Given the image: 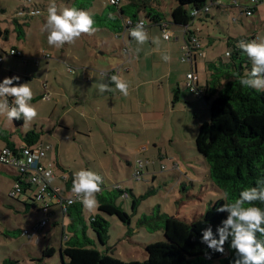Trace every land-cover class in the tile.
I'll use <instances>...</instances> for the list:
<instances>
[{"label": "rangeland", "instance_id": "rangeland-1", "mask_svg": "<svg viewBox=\"0 0 264 264\" xmlns=\"http://www.w3.org/2000/svg\"><path fill=\"white\" fill-rule=\"evenodd\" d=\"M237 1L238 5L249 3V0ZM50 2L51 0H0L1 23L6 26L7 21L17 18L23 24L24 35L19 39L27 43L26 46L32 53H23V57L29 58V70L36 73L34 77L16 82L30 84L34 93L31 103L38 111L33 121H23L19 133L32 128L41 130L42 127L41 143H51L54 148L58 146L60 161L72 175L82 168L92 169L104 177L105 187L102 189H112L114 184H119L121 191L128 189L126 196L118 194L114 200L130 214V230L118 217L109 215L106 218L107 252L122 261H142L146 258L147 244L165 241L160 220L155 218L157 214L166 213L192 220L205 211L209 201L223 196L210 180L208 165L195 147L199 126L209 119V102L187 89L185 76L189 64L177 60L180 52L174 38L164 40L159 27L150 24L147 19L144 20L148 41L140 45L135 39L128 42L125 38L128 52L125 51L122 40L104 27H96L98 30L93 35H82L74 44L55 47L48 44L47 32L43 30ZM55 2L60 9L70 6L68 0ZM147 2L161 11L166 19H170V10L176 4L175 0ZM103 4L104 1L102 6ZM257 5L260 12L250 15L239 7L218 12L209 3L210 10L207 12L210 17L208 15L206 21L201 20V15L207 13L202 11L193 19L196 26L191 25L189 30L195 29L196 37L201 42V50H205L208 58L217 56V65L224 63L229 60L225 51L232 50V47L228 48L226 45L228 33L254 34L256 38H264V0H259ZM94 7L87 10L94 13ZM20 8H39L40 12L22 17L17 15ZM140 17L143 15L140 14ZM14 34L16 35L15 31ZM156 37L160 38L158 45L153 43ZM135 49L141 55L140 62L135 63L138 70H131L128 75L133 76L138 86L129 90L127 96L122 95V98L117 89L116 92H99L100 83L109 85L106 71L119 64L120 60L128 58L131 50ZM170 53H174L171 57L173 76L183 84L180 97L173 103L172 93L165 88L169 75L158 78L165 68L162 57ZM0 55L3 56L1 51ZM33 57H39L40 63L37 66ZM12 58L22 62L20 57ZM133 58L131 61L135 62ZM19 64L14 65L15 69L24 71L25 68ZM69 66L72 71H68ZM200 72L202 73L201 70ZM46 84L54 89H46ZM46 92L49 96L45 95L43 100L38 97ZM122 99L128 104L124 109H119L122 115L116 120L109 108L113 106L115 110L118 109V104L115 106L112 103ZM91 105L98 108V118L91 116ZM149 111L154 112V115L151 116L149 113L152 112ZM1 119L2 122L3 119L8 120L6 116H0V122ZM5 127L12 128V124L2 128L10 133ZM124 127L127 132L122 129ZM14 134L17 139L18 132L14 131ZM43 136L46 137L45 140ZM2 140L0 139V146L5 145ZM139 144H143V149L145 148L142 152L137 148ZM54 148L46 151L44 160L52 161L54 175L63 186ZM139 161L144 163L142 168L138 166ZM137 169L142 171L140 178L133 176ZM8 170L13 169L0 165V264L4 258L17 259L19 264H61L57 250L52 256L43 258V261L31 258L41 256L46 244L58 248L62 239L66 243V238L71 235L67 228L69 218L62 216L59 204H52L53 214L47 225L38 232L39 238H43L44 234L46 236L39 244L36 238L30 241L28 235L16 232V229H30L44 212L24 211L21 198L10 197L14 180ZM149 189L154 191L148 192ZM130 190L135 192L134 195L129 193ZM65 194L75 195L72 189L67 190L66 187ZM134 196L137 202L135 209H132ZM96 211L97 207L89 210L83 205V219L89 238L93 236L89 219L91 213ZM144 215L148 216L146 222Z\"/></svg>", "mask_w": 264, "mask_h": 264}, {"label": "trees", "instance_id": "trees-1", "mask_svg": "<svg viewBox=\"0 0 264 264\" xmlns=\"http://www.w3.org/2000/svg\"><path fill=\"white\" fill-rule=\"evenodd\" d=\"M70 6L85 9L94 7L95 27H104L115 35L124 30V22L147 19L150 24L160 28V21L169 24L186 26L193 19L192 10L201 14L204 7L216 0H175L176 4L170 10V19L163 18V13L147 0H121L118 4H110L107 0H68ZM102 1L104 4L102 6ZM31 10L40 12L39 8H23L17 12L19 16L35 15ZM26 12V13H25ZM140 14L143 17H140ZM145 21V20H144ZM13 30L16 37L24 35L22 23L17 18L12 19ZM8 29L0 26V37L6 39ZM254 37L237 36L227 40L229 60L216 65L208 63L210 74L205 85L204 99L209 102V119L200 124L195 136V147L208 165V175L216 189L223 196L207 203L205 211L192 220H185L166 213L157 214L160 220L165 241L149 243L145 246L146 258L142 261H122L107 252V220L110 215H115L130 230V214L114 198L121 194L118 189H101L96 194L98 201L97 211L91 213L89 226L93 236L87 237V225L83 219V203L73 201L61 211L62 216H67V224L71 235L63 239L58 248L46 244L41 251V256H33L31 260L43 261V258L52 256L57 250L61 264H232L235 259L234 250L229 242L224 245V253L209 249L201 242L202 230L212 227L217 235V227L226 219L227 212H218L222 205L233 201L241 190L256 186L257 179H264V92L246 88L240 84V78L249 72L252 67L250 59L236 47L239 40H251ZM177 89L173 90V98L177 97ZM10 106L11 97H9ZM23 119H13V127H21ZM41 130L32 128L21 135L25 145L34 146L40 143ZM10 133L0 130V137L5 142L4 146H14L9 140ZM3 146V147H4ZM1 148V147H0ZM63 179V178H62ZM15 180L19 182L21 191L15 197L26 195V200L21 201L25 210L40 211L39 204L27 192L34 190L32 185L21 179L16 173ZM71 183V181H70ZM128 193V189H125ZM154 191L149 189L148 192ZM130 194L134 195L130 190ZM225 193L227 197L225 198ZM60 196H63L58 192ZM13 197V196H10ZM137 199L134 196L132 209L136 207ZM261 208L264 204L255 202ZM144 222L148 216L144 215ZM21 232L22 230H15ZM264 238V237H261ZM210 256V258H208ZM2 264H19L17 259L4 258Z\"/></svg>", "mask_w": 264, "mask_h": 264}, {"label": "clouds", "instance_id": "clouds-1", "mask_svg": "<svg viewBox=\"0 0 264 264\" xmlns=\"http://www.w3.org/2000/svg\"><path fill=\"white\" fill-rule=\"evenodd\" d=\"M93 17L94 14L90 11L75 6L60 9L55 0H51L43 27L47 32L48 44L63 47L65 44H74L82 35H93L98 30ZM129 34L140 45L149 39L142 20ZM172 35L170 31L165 30L163 38L167 40ZM153 43L158 45L160 38H154ZM236 47L246 53L252 63L251 70L240 78V84L264 92V38L239 40ZM162 59L168 62L171 57L165 54ZM109 79L124 96L129 94L130 84L126 79L118 74L110 76ZM19 80V76L13 75L4 77L0 82V116H6L9 121L23 118V121L28 123L37 117L38 111L31 103L34 97L32 87L28 82L16 83ZM111 90L107 83L98 85V91L101 93ZM9 97L13 98L14 106H10ZM45 175L50 177L51 172ZM103 183L104 177L100 173L82 168L73 175L72 192L91 210L98 206L96 194L101 191ZM257 201L264 204V179H257L256 186L244 188L233 201L222 204L217 211L227 212L228 215L217 227L218 238L214 235L212 227L208 226L202 230L201 242L213 251L224 253V245L230 238L229 246L235 253L232 264H264V238H261L264 237V208L258 206L255 203Z\"/></svg>", "mask_w": 264, "mask_h": 264}, {"label": "crops", "instance_id": "crops-1", "mask_svg": "<svg viewBox=\"0 0 264 264\" xmlns=\"http://www.w3.org/2000/svg\"><path fill=\"white\" fill-rule=\"evenodd\" d=\"M219 2H220L219 5H214L218 12L228 11L231 7H239V9L242 11V10H244L243 7L245 5H248V3H239V5L238 4L233 5V4H231V0L227 1V2H223V1L219 0ZM209 10H208V12H209ZM208 12L206 14H202L201 15V20L206 21L207 20L206 16L209 15V17H210V13H208ZM257 12L258 13L260 12V10L258 9V5L255 6V8H253V13L251 15H253L254 13H257ZM195 24H196V22L194 20H192L191 23L189 24L188 28L191 25L196 26ZM12 25L13 24H12L11 20L7 21V25L6 26L3 25L1 23V21H0L1 28L2 29H4V28L8 29L7 38L4 39V38L0 37V51L3 53V56L0 55L2 57V59L0 60V82H2L3 78L6 77V76H9V77L13 76V75L20 76V80L18 82H22L26 78L36 76V73L34 71H30L29 70L30 67H31L29 64H27V62L29 61L28 60L29 58L23 57V53L24 54H30V55H32V53L28 50V48L26 46L27 43L26 42H22L21 39L16 37V35L14 34V30H13V26ZM168 28H169L170 32L173 34L170 39L174 38V42H175V44H177V47H178V52H180V58H177V60L179 59L181 62L189 64L188 65L189 69H188L187 73L189 71H191V68H194L195 77H196L195 81L197 83L198 88H200L203 91H206L205 85L207 84V81L209 79V74H210V69H209V64L208 63H214V64L217 65V60H215V58L217 56L210 55V56H213V57H209L208 58V54H206L205 50L203 51V50L200 49L203 52V55L202 56H198V54L195 55V57L193 58V62L191 64L188 63L187 61H182L181 60V55L183 53L182 47L185 44V38H186V35H185V32H184V27L180 26V25H174L172 23H170V24L168 23ZM191 30L195 34V29H191ZM160 32H161V29H160ZM237 36L254 37V39L256 38V36L254 34L253 35L252 34L251 35H231V34L228 33L226 35V38H225L226 39V45H227V40L228 39H231L232 37H237ZM14 37L16 38V41H15ZM161 37H162V33H161ZM125 38L127 39L128 42L133 40V38L130 36V34L125 35ZM198 40H199V38H198ZM199 42H200V40H199ZM122 43L126 47L125 51L128 52L126 41L124 40V42L122 41ZM200 44H201V42H200ZM10 48H15V49L21 51L22 56L8 54V49H10ZM227 52L228 51H225V54ZM173 55H174V53H170L169 54L170 57H172ZM12 57H20L22 59V62H20L18 60H13ZM133 57H135V58H133ZM132 58L135 59V62L131 61ZM140 58H141V55H140V53L138 52L137 49H135L133 51L131 50V54L130 55L128 54V58H126L124 60H120V63L117 64L118 66L116 65L115 67H112V68H110V69H108L106 71L107 77H108V80H109V85L111 86L110 88L112 89V92H116L115 84L112 83L110 81V79H109V77L112 76V75H117L118 74V75L121 76V78L126 79L129 82V84H130L129 90L134 89L135 86H138V83L134 82L133 76H129L128 74L130 73L131 70H132V72H136L138 70V67H137L136 64H137V62H140ZM33 59H34V64L37 66L40 63L39 62V57H33ZM19 63H24V64L20 65ZM164 63H165V68H164V71H163L164 73H162L158 78L163 77V75H165V74L169 75L168 82L166 83L167 85L165 86V88H166L167 92H169L170 94L172 93V103H173L176 100H178V98L180 97V93H182V91H183V89H182L183 88L182 87L183 84L181 85V81H179L176 76H173V69L171 67L172 58L168 62L164 61ZM16 64H19L22 68H25L24 71H17V69H15V67H14V65H16ZM70 67L71 66L68 67V71H72L70 69ZM200 70L202 71V73L200 72ZM74 72L75 71H73V73ZM158 78H157V80H158ZM185 78H186V76H185ZM47 82H48V79H47ZM160 87L161 86H158V88H160ZM45 88L46 89H51V90L54 89V88H50V86L48 84H46ZM174 89H177L178 90L177 93H179V94H177L176 99L173 98V90ZM119 94H120V96L122 98L123 94L122 93H119ZM45 95L49 96V94L46 92L45 94H40L38 97L42 99ZM12 99L13 98H11V103H14ZM110 103H112V102H110ZM112 104H114L115 106L118 104V109H116V110L114 109L115 107H113V106L111 108H109L110 114L112 116H115L116 120H118L121 117V115H122V111L120 112L119 109H124L126 107V104H128V103H126V101L124 99H122V100H119L118 102L112 103ZM149 112H152V111H149ZM149 114H151V116H152V115H154V112L149 113ZM98 115H99L98 108L95 107V105L93 107L91 105V116L95 117V118H98ZM58 122H59V120H58ZM10 123L12 124L11 121H10ZM10 123H9L8 120L5 121L4 119H3V122H2V119H1L0 130H4L2 128H4L5 125H9L10 126ZM112 124L114 125L115 123L112 122ZM5 128H7L8 131L10 132L9 140H10V142L12 144H15V145L25 144L24 142H22V139H21V135L23 133H19L20 128L16 130L13 127V124H12V128L11 127H5ZM40 128H41V132H42L43 129H42V127H40ZM91 129H92V127H91ZM122 129L124 130V132L125 131L127 132L125 127L122 128ZM37 130H40V129H37ZM14 131L18 132V134H17L18 138L17 139L15 137ZM41 135H42V133H41ZM41 135H40V140H41ZM0 139H1V137H0ZM45 139H46V137L43 136V140H45ZM48 144L51 145V149L48 150V151H52L53 148H54V145L51 144V143H48ZM3 146H4V144L1 145L0 147H3ZM137 148L139 149V152L140 151L142 152L145 149V148L143 149V144H139V146ZM54 149H55V153H56L55 157H56L57 167L61 170L60 171L62 173L61 179L63 178L64 185L62 186L61 184H59L58 180L56 179V175H54V171H53V177L51 179V186H52L53 189H57L58 192H60L63 196L66 197L65 187L67 188V190H71L72 189V186H73V175H72V173L70 171H68L66 169L65 165H63L62 162L60 161L59 154H58V146L56 145ZM49 162L52 163L51 160H49ZM1 166H3V165H1ZM52 166H53V163H52ZM52 170H53V168H52ZM8 172L11 173V176H12L14 182H15L16 181L15 180L16 171L14 172V169H13V170H8ZM70 181H71V183H70ZM26 193H27V191H26ZM133 193H135V192L133 191ZM54 197L55 196H52L54 202L52 201L51 207H52V204L56 205V203H55V198L56 197L55 198ZM19 198H21L20 199L21 201L27 199L26 195H23V194L20 195ZM52 212H53V210H52ZM57 221L58 220H54V222H57ZM44 237H46L45 234L43 235V238H39V241H38L37 244H39L42 241V239H44ZM29 240L31 241L32 239L29 238Z\"/></svg>", "mask_w": 264, "mask_h": 264}, {"label": "built area", "instance_id": "built-area-1", "mask_svg": "<svg viewBox=\"0 0 264 264\" xmlns=\"http://www.w3.org/2000/svg\"><path fill=\"white\" fill-rule=\"evenodd\" d=\"M121 0H115L113 3L112 0H107L110 4H118ZM259 0H249L248 5L244 6V12L245 14H252L253 8H255L256 4ZM216 5H219L220 2L217 0L213 2ZM238 3L237 0H231V4L236 5ZM209 5L205 6L203 11H208ZM193 11H195V15H193ZM37 11L31 10L30 13H36ZM191 15L194 17L198 16V11L192 10ZM192 19V20H193ZM142 19L137 20L135 22L130 21L129 19H126L124 22L125 28L123 31L117 33L115 36L119 37L124 42L125 35L130 33V30ZM130 21V23H129ZM144 26L146 28V23L144 20ZM160 29L163 34L165 30L170 31L168 28V22L167 21H160ZM189 25L183 26L184 32L186 35L185 38V44L182 47L183 53L181 55L182 61H188L190 64L193 62V58L195 55L198 54V56H202L203 52L201 49V44L194 34L192 30H189ZM169 40V39H167ZM125 46V45H124ZM126 48V47H125ZM8 54L11 55H17L22 56L21 51L10 48L8 49ZM228 54V52L226 53ZM2 57L0 56V60ZM195 71L194 68H191V71L186 73V81L185 85L187 89L196 94L198 97H203L204 91L198 88L197 83L195 81ZM51 149L50 144H43V143H37L34 146H29L25 144L21 145H14V146H4L0 148V164L6 165L12 167L16 173L20 174L21 179L29 182L32 187L34 188L33 191L27 192L31 196H33L34 200L39 204L40 212H44V215L40 217V219L32 225V227L29 229L22 230V234L28 235L29 238H36V241H39V235L38 232L40 229L44 228L48 221L50 216L53 214L51 210V203L54 202L52 196H55V203L60 205V210L63 211L66 206L73 201H76L80 198H77L76 195L73 196H60L58 194L57 189H53L51 186V179L53 177V170H52V163L51 162H45L44 158L46 157V151ZM138 166L142 168L144 166L142 161H139ZM51 172V176L45 175L47 172ZM142 174V171L140 169H137L133 176L135 178H140V175ZM105 187L104 183L101 186V189ZM113 189L120 190L121 186L119 184L112 185ZM21 191V186L18 181H15L13 183V189L10 191V196H17L19 192ZM121 194L123 196L127 195V191L124 189L121 191ZM48 196V199L47 197Z\"/></svg>", "mask_w": 264, "mask_h": 264}]
</instances>
